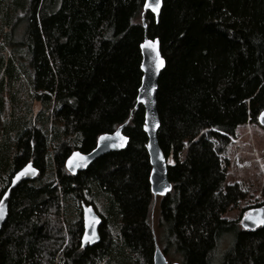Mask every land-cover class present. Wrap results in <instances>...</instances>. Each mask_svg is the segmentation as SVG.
<instances>
[{"label":"trees","instance_id":"1","mask_svg":"<svg viewBox=\"0 0 264 264\" xmlns=\"http://www.w3.org/2000/svg\"><path fill=\"white\" fill-rule=\"evenodd\" d=\"M145 1L0 0V49H11L0 57V198L16 170L39 169L11 192L0 264H153L156 245L181 264H264V225L224 217L247 197L227 183L229 148L264 110V0H163L158 21ZM145 37L166 60L156 99L172 188L158 196V233L137 106ZM29 99L43 106L35 118ZM123 124L125 149L66 169ZM82 203L102 218L93 245L81 241Z\"/></svg>","mask_w":264,"mask_h":264},{"label":"water","instance_id":"2","mask_svg":"<svg viewBox=\"0 0 264 264\" xmlns=\"http://www.w3.org/2000/svg\"><path fill=\"white\" fill-rule=\"evenodd\" d=\"M146 3H154V0H146ZM144 5V13L151 12L156 21L159 20L161 9L163 6V0H160V7L157 12H152L150 7ZM143 23L146 26L144 19ZM146 41H154V50H148L144 47ZM141 53H142V64L141 70L143 72L141 85L139 88V94L137 97V106L142 105L145 109V124L144 131L147 134L148 141L146 148L149 155L151 171H150V185L151 191L155 197L166 195L172 188V184L168 179V162L167 158L161 149L158 141V131L160 127V119L157 111V99L156 93L158 88V80L161 72L165 68L166 60L161 52L160 40L158 38H148L145 37L144 41L141 43ZM157 57L163 60V66L158 65ZM145 85L151 86V91L146 92ZM258 116V124L264 127V116L261 114ZM148 126L146 130L145 126ZM125 124L119 126L112 133H105L99 136L97 144L94 149L90 152L84 153L80 150H74L66 159L65 166L66 169L72 173L76 174L79 171H83L88 168L97 158L106 154L110 151L123 150L127 147L129 143V137L123 132ZM118 134V135H117ZM101 137H108V140H101ZM79 155H74V154ZM84 159H81V158ZM31 168L32 171L29 174H21L25 169ZM19 175V178L17 176ZM39 174V169L34 165L32 161H29L20 169L16 170L11 178L10 185L0 198V229L5 223L8 216L9 200L11 197L12 190L19 185L22 181L32 180L36 178ZM264 204L260 206L251 207L242 216L241 226L244 229H255L264 224L258 223V219L264 216ZM251 217V218H247ZM82 220H83V235L82 243L83 245H93L100 241V226L102 224V218L97 213L93 205L82 203ZM85 237H88L86 239ZM90 240V242H89ZM153 264H181L177 261L169 262L164 251L159 245H156L153 254Z\"/></svg>","mask_w":264,"mask_h":264},{"label":"rangeland","instance_id":"3","mask_svg":"<svg viewBox=\"0 0 264 264\" xmlns=\"http://www.w3.org/2000/svg\"><path fill=\"white\" fill-rule=\"evenodd\" d=\"M10 55L11 49L6 45L3 52L0 49V57ZM28 102L31 107L32 118H35L43 109V106L40 102L32 99H29ZM9 118L10 116L7 117V119ZM2 120L6 119L2 117ZM2 120L0 121L1 124ZM227 158L229 160L227 183L241 184L247 191V197L240 203L239 207L229 210L224 217L229 220H238L241 225L242 216L249 208L264 204V127L257 123L239 126L236 138L229 148ZM159 199V197L156 198L152 215L156 233L159 232L157 209ZM229 244V239L223 240L219 251L224 252ZM167 259L169 262H178V259L170 256H167Z\"/></svg>","mask_w":264,"mask_h":264},{"label":"snow or ice","instance_id":"4","mask_svg":"<svg viewBox=\"0 0 264 264\" xmlns=\"http://www.w3.org/2000/svg\"><path fill=\"white\" fill-rule=\"evenodd\" d=\"M146 7H150L152 12H157L159 7H160V0H154V3H146L145 5ZM144 47H146L148 50H154L155 48V42L154 41H146L145 42V45ZM157 61H158V65L159 66H163V60H160L159 57H157ZM145 90L146 92H150L151 91V86L150 85H145ZM262 116H264V113L261 114ZM146 130H148V126L146 125ZM118 135V134H117ZM101 140H108V137H101L100 138ZM74 155H79L78 153L77 154H74ZM81 159H84L83 157ZM32 171H34L33 169L31 168H27L25 169L21 174H29L31 173ZM19 175L17 176V178H19ZM0 211H2V209H0ZM264 211V210H262ZM247 218H251V217H247ZM258 223H261V224H264V216H261L258 221ZM86 239H88V237H85ZM90 242V240H89Z\"/></svg>","mask_w":264,"mask_h":264}]
</instances>
